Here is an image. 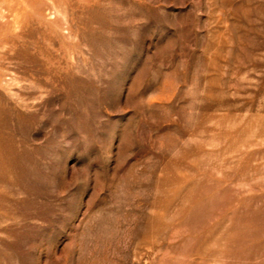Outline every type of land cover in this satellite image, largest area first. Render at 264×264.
I'll return each mask as SVG.
<instances>
[{
    "label": "rangeland",
    "instance_id": "1",
    "mask_svg": "<svg viewBox=\"0 0 264 264\" xmlns=\"http://www.w3.org/2000/svg\"><path fill=\"white\" fill-rule=\"evenodd\" d=\"M0 264H264V0H0Z\"/></svg>",
    "mask_w": 264,
    "mask_h": 264
}]
</instances>
